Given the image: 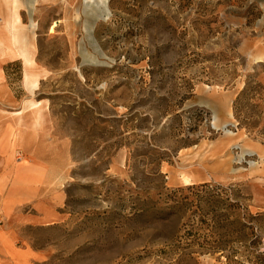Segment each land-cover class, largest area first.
I'll list each match as a JSON object with an SVG mask.
<instances>
[{"label": "rangeland", "instance_id": "1", "mask_svg": "<svg viewBox=\"0 0 264 264\" xmlns=\"http://www.w3.org/2000/svg\"><path fill=\"white\" fill-rule=\"evenodd\" d=\"M0 15V264H264V0Z\"/></svg>", "mask_w": 264, "mask_h": 264}, {"label": "crops", "instance_id": "2", "mask_svg": "<svg viewBox=\"0 0 264 264\" xmlns=\"http://www.w3.org/2000/svg\"><path fill=\"white\" fill-rule=\"evenodd\" d=\"M15 2H17L18 0H14ZM16 17L18 18L19 16L18 15H16ZM23 51V54L25 53V52H27L26 50H22Z\"/></svg>", "mask_w": 264, "mask_h": 264}, {"label": "built area", "instance_id": "3", "mask_svg": "<svg viewBox=\"0 0 264 264\" xmlns=\"http://www.w3.org/2000/svg\"><path fill=\"white\" fill-rule=\"evenodd\" d=\"M2 22V17H1V15H0V23Z\"/></svg>", "mask_w": 264, "mask_h": 264}]
</instances>
